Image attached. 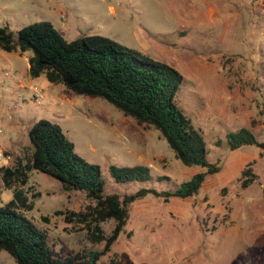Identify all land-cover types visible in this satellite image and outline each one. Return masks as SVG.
<instances>
[{
	"label": "rangeland",
	"instance_id": "374dc122",
	"mask_svg": "<svg viewBox=\"0 0 264 264\" xmlns=\"http://www.w3.org/2000/svg\"><path fill=\"white\" fill-rule=\"evenodd\" d=\"M40 21L51 22L68 40L104 35L177 68L184 76L178 102L202 128L210 160L222 166L193 197L165 201L149 194L132 203L125 231L97 264H264V149L216 145L241 127L264 140V0H0V26L17 33ZM23 55L0 49V71H11L9 80L29 89L43 88L48 103L27 100L14 111L13 86L0 85V164L27 155L29 127L47 118L62 127L83 158L100 166L105 194L175 189L205 170L184 164L160 130L107 100L77 94L62 83L50 89L45 76L32 78ZM22 111L26 122L17 120ZM112 164L149 165L154 178L117 182ZM249 167L256 178L243 188L242 171ZM164 175L170 179H158ZM28 186L41 195L31 198L35 206L27 214L48 230L57 252L65 257L103 249L105 241L93 242L85 222H68L66 214L55 212L84 211L92 201L83 191L64 192L61 181L36 169ZM0 188L4 204L13 192L1 180ZM114 226L112 219L102 223L106 235ZM0 264L17 263L0 250ZM77 264H88V257Z\"/></svg>",
	"mask_w": 264,
	"mask_h": 264
},
{
	"label": "trees",
	"instance_id": "16d2710c",
	"mask_svg": "<svg viewBox=\"0 0 264 264\" xmlns=\"http://www.w3.org/2000/svg\"><path fill=\"white\" fill-rule=\"evenodd\" d=\"M0 49L30 53L28 72L32 78L45 76L48 82L62 83L77 94L107 100L138 123L160 130L184 164L205 168L175 189L143 187L125 195L105 194L100 166L76 151L74 142L58 123L47 118L34 121L28 129L31 151L11 165L0 164L2 187L13 192L12 199L0 204V250L10 253L17 264H77L86 257L88 264H97L125 231L132 203L149 194L165 201L193 197L208 175L221 171L222 166L209 158L202 128L192 122L178 102L184 76L174 66L100 34L68 40L49 21L26 25L17 33L7 24L0 26ZM224 143L230 149L247 145L264 149V140H259L247 127L229 131L224 139L216 141L218 146ZM34 169L61 181L64 192L83 191L92 201L84 211L55 212L66 214L68 222H85L93 242L105 241L101 251L64 257L63 252L55 250L56 242L48 230L37 226L27 214L35 206L31 198L41 195L40 191L31 192L33 186L27 187ZM110 173L122 183L154 178L151 167L145 164H112ZM255 178L251 167L244 169L242 187L249 186ZM2 193L0 188V201ZM111 219L115 226L106 235L102 223Z\"/></svg>",
	"mask_w": 264,
	"mask_h": 264
},
{
	"label": "built area",
	"instance_id": "2783aa9c",
	"mask_svg": "<svg viewBox=\"0 0 264 264\" xmlns=\"http://www.w3.org/2000/svg\"><path fill=\"white\" fill-rule=\"evenodd\" d=\"M0 74H4L3 76H5L3 80H0L1 86L6 84L13 86L12 92L10 94V99L12 101V108L14 109V111L21 109L23 103H25L27 100L36 102L39 105L48 103L43 88H39L38 85H31V88L29 89L27 84L20 82L19 80L15 82L10 81L9 77L12 76V73L9 70H5L3 73L0 71ZM0 133H4V130L2 128H0ZM2 158L3 156L2 154H0V159Z\"/></svg>",
	"mask_w": 264,
	"mask_h": 264
},
{
	"label": "crops",
	"instance_id": "0c3cea01",
	"mask_svg": "<svg viewBox=\"0 0 264 264\" xmlns=\"http://www.w3.org/2000/svg\"><path fill=\"white\" fill-rule=\"evenodd\" d=\"M110 9L111 10H113V11H115V9L113 8V6H110ZM64 24V23H63ZM62 24V25H63ZM17 53H19V52H17ZM20 54V53H19ZM23 56H25L26 58H27V60H28V57H29V55H28V52L27 53H25V55H23ZM28 70H29V68H28ZM29 73V72H28ZM42 76H40V78H41ZM42 80H45L46 81V83H45V85L46 86H48L50 89L52 88L50 85H53L52 83H50V82H48L47 81V79L45 78V79H42ZM44 82V81H43ZM10 86V85H9ZM2 88V87H1ZM7 90L8 89H3V93H7ZM23 112V111H22ZM29 114H30V112H28ZM26 115H25V113L23 112V113H20L19 114V118H17V120H24L25 122H26ZM0 139H2V138H0Z\"/></svg>",
	"mask_w": 264,
	"mask_h": 264
}]
</instances>
